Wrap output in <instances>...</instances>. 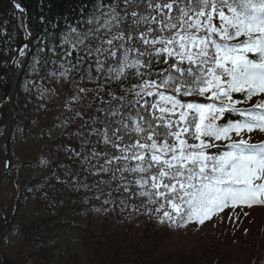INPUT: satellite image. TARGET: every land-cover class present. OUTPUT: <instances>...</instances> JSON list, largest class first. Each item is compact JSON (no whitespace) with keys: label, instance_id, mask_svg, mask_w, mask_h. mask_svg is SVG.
I'll use <instances>...</instances> for the list:
<instances>
[{"label":"snow or ice","instance_id":"snow-or-ice-1","mask_svg":"<svg viewBox=\"0 0 264 264\" xmlns=\"http://www.w3.org/2000/svg\"><path fill=\"white\" fill-rule=\"evenodd\" d=\"M97 11L65 37L75 63L60 73L98 84L87 120L73 105L92 90L67 102L84 129L69 151L91 187L147 198L161 223L264 206V141L244 135L264 133V0H99Z\"/></svg>","mask_w":264,"mask_h":264},{"label":"trees","instance_id":"trees-1","mask_svg":"<svg viewBox=\"0 0 264 264\" xmlns=\"http://www.w3.org/2000/svg\"><path fill=\"white\" fill-rule=\"evenodd\" d=\"M98 2L0 0V139L8 115L12 59L32 33V22L37 34L17 83L12 107L7 174L0 183V264H81L71 245V237H63L62 232L68 226L82 234L77 240L84 247L87 264H169L173 259L176 261V254L165 253L162 247L172 229L182 221L164 219L161 223L163 211L156 212L158 205L148 203L147 198H127V193H116L112 191L115 183L111 188L101 186V192L91 187L93 178L85 179L88 174L81 170L80 157L75 155L81 148L82 137L76 133L84 131L83 121L70 119L74 112L67 110V102L75 95L77 87H86L92 90L88 99L73 107L83 114L84 120L94 112V108L89 109L87 105L95 99L98 84L89 82L86 72L83 80L76 71L64 76L71 89L69 99L65 94L61 104L58 120L61 130L46 137L44 129L47 131L48 126L44 123L36 139V151L23 158L16 156L18 144L32 124V114L38 110L32 100L41 98L64 78L60 73L71 66L69 61L75 63V53L65 57V52L71 50V45L64 43L65 37L72 27L79 30L93 13L98 14ZM17 5L26 12L25 16ZM249 56L254 58L255 54ZM23 59L24 53H21L17 61L19 66ZM93 74H96L94 69ZM99 84L118 91L115 83L105 82L103 78ZM235 96L239 98L240 94ZM226 119H235V114H228ZM105 199L110 202L103 203ZM95 221L100 223L95 224ZM227 248L226 244L208 248L204 254L210 257L202 264H219L229 255ZM178 260L177 264L183 263L182 257ZM260 260L261 257L256 258L254 264Z\"/></svg>","mask_w":264,"mask_h":264},{"label":"rangeland","instance_id":"rangeland-1","mask_svg":"<svg viewBox=\"0 0 264 264\" xmlns=\"http://www.w3.org/2000/svg\"><path fill=\"white\" fill-rule=\"evenodd\" d=\"M70 89L64 77L50 88L48 93L32 100L38 110L32 114V124L24 139L18 144L16 156L23 158L36 151V139L44 123L48 126L47 131L44 129L46 137L61 130V124L58 122L62 112L61 104L65 94L69 99ZM244 135L245 138L250 136L252 141H258L264 137L259 131ZM4 156V149L1 148V161L4 160ZM98 223L100 222L95 221V224ZM62 233L64 238L71 237V245L79 257V262L87 264L84 247L77 240L81 239L82 234L72 231L70 226L66 227ZM222 244L227 245V250L231 254L224 256L225 258L219 264H253L256 256H262L264 254V206H228L215 211L211 218L205 219L202 224L195 219L184 222L163 243L162 251L176 254V261L173 259L169 264L180 262L179 257L183 258L182 264H202L210 257L204 254L206 250L210 247L217 248Z\"/></svg>","mask_w":264,"mask_h":264},{"label":"water","instance_id":"water-1","mask_svg":"<svg viewBox=\"0 0 264 264\" xmlns=\"http://www.w3.org/2000/svg\"><path fill=\"white\" fill-rule=\"evenodd\" d=\"M34 36V34H33ZM31 36L29 38V40L26 42V51H27V56H26V59L28 58V55H29V52H30V46H31V38L33 37ZM23 70V68L21 69ZM21 71L17 74L14 75V78H13V86H12V92L10 94V98H9V108L11 109V105H12V101H13V95H14V90H15V85L17 83V80L19 78V75H20ZM10 123H11V110L9 111V116L7 118V122H6V125H7V128H6V131H5V134H4V138L2 139V141L0 142V146L4 143H6L8 137H9V134H10ZM0 169L2 171V175L0 176V179L1 177L4 175L5 173V170L4 168L2 167V165H0Z\"/></svg>","mask_w":264,"mask_h":264}]
</instances>
